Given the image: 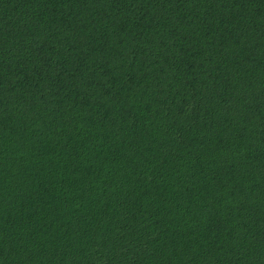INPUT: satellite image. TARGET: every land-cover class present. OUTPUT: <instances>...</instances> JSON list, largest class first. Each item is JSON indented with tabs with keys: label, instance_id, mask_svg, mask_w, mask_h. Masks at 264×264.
I'll list each match as a JSON object with an SVG mask.
<instances>
[{
	"label": "trees",
	"instance_id": "trees-1",
	"mask_svg": "<svg viewBox=\"0 0 264 264\" xmlns=\"http://www.w3.org/2000/svg\"><path fill=\"white\" fill-rule=\"evenodd\" d=\"M0 264H264V0H0Z\"/></svg>",
	"mask_w": 264,
	"mask_h": 264
}]
</instances>
